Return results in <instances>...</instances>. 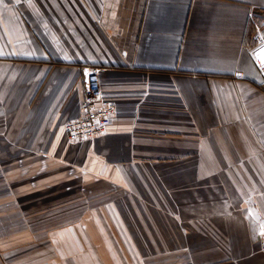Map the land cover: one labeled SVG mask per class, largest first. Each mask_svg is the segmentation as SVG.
I'll use <instances>...</instances> for the list:
<instances>
[{
	"label": "crops",
	"instance_id": "0c3cea01",
	"mask_svg": "<svg viewBox=\"0 0 264 264\" xmlns=\"http://www.w3.org/2000/svg\"><path fill=\"white\" fill-rule=\"evenodd\" d=\"M263 21L264 0H0V264H264ZM85 67L115 114L70 141Z\"/></svg>",
	"mask_w": 264,
	"mask_h": 264
},
{
	"label": "built area",
	"instance_id": "2783aa9c",
	"mask_svg": "<svg viewBox=\"0 0 264 264\" xmlns=\"http://www.w3.org/2000/svg\"><path fill=\"white\" fill-rule=\"evenodd\" d=\"M252 54L255 63L264 76V61L260 58L264 54V21L256 26V43ZM114 114L115 104L103 97L97 71L85 67L81 112L78 117L63 124L66 138L75 141L98 135L104 132Z\"/></svg>",
	"mask_w": 264,
	"mask_h": 264
},
{
	"label": "rangeland",
	"instance_id": "374dc122",
	"mask_svg": "<svg viewBox=\"0 0 264 264\" xmlns=\"http://www.w3.org/2000/svg\"><path fill=\"white\" fill-rule=\"evenodd\" d=\"M32 139H34V134H33V137H32ZM1 147V149L3 150V148L5 149L6 148V146H0ZM45 147V146H44ZM12 148H15V152H14V154L18 157V155L20 154V152L22 153L24 150L25 151H28V149L29 148H31V151L33 152V154H32V160H34V159H37V161H36V164H35V167H33V168H35L36 170H38L39 168V166H40V161H39V155H37L36 154V152H38L39 151V149H40V146L39 145H15V146H10V149L12 150ZM20 156V155H19ZM34 162V161H33ZM16 164H24V163H22V161L20 160V161H16L15 162ZM0 164H1V167L3 168H7V164H8V162L7 161H1L0 162ZM33 172H34V170H33ZM22 175V174H21ZM33 180H34V183L36 182V181H38L39 180V175L38 174H35V173H33ZM22 181H23V178H21L20 176H18L17 178H16V182H14V183H16V188L18 189L19 188V185H23V183H22ZM9 182H7V180L6 179H4V181H3V179H2V177H0V185L2 186V185H7ZM78 183V180L76 179H73V180H70V181H68V184H77ZM12 183H10V185H11ZM13 185V184H12ZM55 187L53 186V187H50V188H48V189H54ZM33 195H35V194H33ZM37 195V194H36ZM71 193L69 194V196L71 197ZM48 198L47 199H49V200H51V199H57V200H63V199H66L65 198V196H66V194H62V193H58V194H56V193H52V194H48ZM58 196V198H56ZM45 200V199H44ZM35 211H38L36 208H33L32 209V211L31 212H35ZM53 211V210H52ZM51 211V212H52ZM38 216V215H37ZM39 225L38 224H33V226H32V228H35V227H38Z\"/></svg>",
	"mask_w": 264,
	"mask_h": 264
},
{
	"label": "snow or ice",
	"instance_id": "6c2138e0",
	"mask_svg": "<svg viewBox=\"0 0 264 264\" xmlns=\"http://www.w3.org/2000/svg\"><path fill=\"white\" fill-rule=\"evenodd\" d=\"M260 58L262 61H264V54H262Z\"/></svg>",
	"mask_w": 264,
	"mask_h": 264
}]
</instances>
